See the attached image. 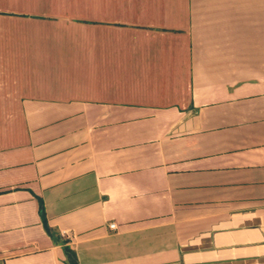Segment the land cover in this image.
I'll return each mask as SVG.
<instances>
[{
  "label": "crops",
  "instance_id": "obj_1",
  "mask_svg": "<svg viewBox=\"0 0 264 264\" xmlns=\"http://www.w3.org/2000/svg\"><path fill=\"white\" fill-rule=\"evenodd\" d=\"M19 21L0 264H264V0H0Z\"/></svg>",
  "mask_w": 264,
  "mask_h": 264
},
{
  "label": "rangeland",
  "instance_id": "obj_2",
  "mask_svg": "<svg viewBox=\"0 0 264 264\" xmlns=\"http://www.w3.org/2000/svg\"><path fill=\"white\" fill-rule=\"evenodd\" d=\"M0 33H6L8 30L11 31L10 33H14V32H28V28H27V25L23 24L21 21L19 22H11V24H7V23H4V24H0ZM8 33V34H10ZM56 75V74H54ZM18 77H23V74H20ZM49 77H51V75H49ZM56 77V76H54ZM60 77V80L63 82V80H65V76H63V74L59 75ZM52 78V77H51ZM58 81V77H56L55 79V82Z\"/></svg>",
  "mask_w": 264,
  "mask_h": 264
},
{
  "label": "trees",
  "instance_id": "obj_3",
  "mask_svg": "<svg viewBox=\"0 0 264 264\" xmlns=\"http://www.w3.org/2000/svg\"><path fill=\"white\" fill-rule=\"evenodd\" d=\"M40 202V215L43 218V222H44V227L46 229V231L52 235L53 231L51 230V228L47 225L46 219H45V215H44V207H43V202L41 199H39ZM64 250L66 251V256H67V263L68 264H78L77 263V258L76 255L74 253V251L69 248V247H65Z\"/></svg>",
  "mask_w": 264,
  "mask_h": 264
},
{
  "label": "built area",
  "instance_id": "obj_4",
  "mask_svg": "<svg viewBox=\"0 0 264 264\" xmlns=\"http://www.w3.org/2000/svg\"><path fill=\"white\" fill-rule=\"evenodd\" d=\"M110 227L114 228L115 227V224L114 223H111L110 224Z\"/></svg>",
  "mask_w": 264,
  "mask_h": 264
}]
</instances>
